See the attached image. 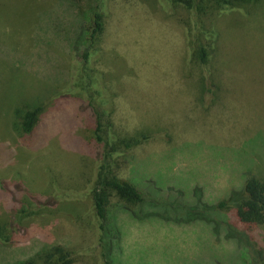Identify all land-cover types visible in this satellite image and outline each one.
<instances>
[{
    "label": "rangeland",
    "instance_id": "374dc122",
    "mask_svg": "<svg viewBox=\"0 0 264 264\" xmlns=\"http://www.w3.org/2000/svg\"><path fill=\"white\" fill-rule=\"evenodd\" d=\"M101 1L104 30L83 68L70 0H0V264H42L54 246L73 264H104L93 201L104 168L149 191L199 187L216 203L248 176L264 180V0L212 19L170 0ZM36 106L23 136L19 116ZM98 114L105 143L90 127ZM55 182L64 198L40 205ZM119 224L125 264H244L202 223ZM255 238L264 264V227Z\"/></svg>",
    "mask_w": 264,
    "mask_h": 264
},
{
    "label": "trees",
    "instance_id": "16d2710c",
    "mask_svg": "<svg viewBox=\"0 0 264 264\" xmlns=\"http://www.w3.org/2000/svg\"><path fill=\"white\" fill-rule=\"evenodd\" d=\"M261 0H170V6L185 4V9L195 13L199 19H212L213 16L227 10L247 9ZM79 19L76 31L79 42L74 53L86 68L90 50L95 40L103 33L105 22L103 1L101 0H70ZM205 36L207 45L199 47V61L210 63L213 55L217 31L214 27L208 29ZM214 76V75H213ZM217 82L216 79H213ZM204 83L205 90L209 80L206 77L198 79ZM218 83V82H217ZM213 92L214 87L209 89ZM41 106L25 110L19 116V131L23 136H30L39 120ZM90 127L94 129L98 143H105L102 136L100 115L90 118ZM134 144H126L133 147ZM231 145V144H229ZM233 145V144H232ZM99 176V184L93 190V201L96 215L99 219V246L104 264H125L123 259L124 232L119 224L121 216H128L137 223L160 221L177 226L205 224L211 227V233L217 243L233 242L240 250L244 264H260L262 251L254 248L255 234L264 227V180L248 176L241 189H232L221 202H210L205 197L202 188L194 190H176L168 188L158 191L138 188L109 177L108 168ZM54 183L53 193L44 201L35 199L40 205L54 206L66 190ZM175 191V193H174ZM57 199V200H55ZM54 201V202H53ZM56 201V202H55ZM73 251L54 246L41 258L42 264H73ZM14 264H35L32 261H17Z\"/></svg>",
    "mask_w": 264,
    "mask_h": 264
}]
</instances>
